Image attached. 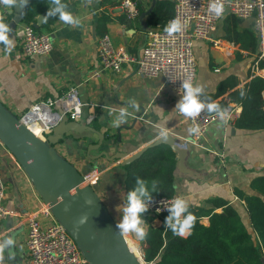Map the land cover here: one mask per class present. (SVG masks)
<instances>
[{
	"label": "crops",
	"instance_id": "0c3cea01",
	"mask_svg": "<svg viewBox=\"0 0 264 264\" xmlns=\"http://www.w3.org/2000/svg\"><path fill=\"white\" fill-rule=\"evenodd\" d=\"M65 1L66 10L80 23L69 25L61 21L58 14L46 16L47 13L41 12L44 16L39 29L51 31L53 37V48L48 54L25 55L15 31L9 36L13 40L12 50L9 52L0 47V100L19 115L37 100L61 95L74 86L84 102L93 103L85 107L84 114H94L93 119L98 126L86 119L84 122L101 132L103 139L97 132L86 129L80 133L64 134L54 146L57 153L82 174L97 170V175L88 184L117 223L122 217V210L117 211V208L127 196L126 170L121 157H111L119 151L126 152V155L134 154L149 147L163 134L170 133L180 143L187 144L185 163L190 169L183 173L176 167L175 194L187 198L189 203L207 206L211 198H224L237 207L242 220L251 226L245 200L237 192L259 194L253 182L264 177V127L250 129L239 126L238 119L230 124L216 119L204 136L195 141L193 134L187 131L191 127L189 120L178 111L173 112L184 93L178 94L165 84L162 75L141 77L133 62L125 63L119 72L103 70L100 74L94 73L99 67L97 39L100 35H97L95 26L103 8L101 0ZM4 8L0 5V13ZM7 9L12 12L13 8ZM109 10L112 14L124 11L121 4L109 6ZM236 19L239 30L247 28L255 32L254 51L243 49L240 42L224 36L225 17L218 22L214 32L223 40L222 45H213L207 40H197L194 45L198 63L194 85H202L203 93L213 95L209 102L218 104L222 99L227 102L229 97L237 99L230 95L234 89L242 87L255 75L264 77V67H260V63L257 69L253 68L258 42L254 18ZM140 20L139 24L135 22L130 27L116 20L108 23L107 32L113 43L128 48L134 55L140 53L150 28L147 15ZM227 76H235L238 83L219 91L221 81ZM121 110H126L127 115L117 126L115 122ZM170 150L165 144L155 147L156 153ZM0 177L7 183L5 204L14 210L0 226V240L5 239L9 232L17 231L13 255L10 257L6 249L2 264H24L27 257V216L38 210L45 200L5 144H0ZM153 216L150 220L144 218L146 228L150 223L159 225L162 222L160 216ZM42 220L47 221V216L43 214ZM125 235L128 242L135 239L141 243L134 234H128L133 239ZM137 242L134 244L139 246Z\"/></svg>",
	"mask_w": 264,
	"mask_h": 264
},
{
	"label": "built area",
	"instance_id": "2783aa9c",
	"mask_svg": "<svg viewBox=\"0 0 264 264\" xmlns=\"http://www.w3.org/2000/svg\"><path fill=\"white\" fill-rule=\"evenodd\" d=\"M173 2L174 14L168 20L167 26L150 27L138 55H134L126 47L116 46L108 32L100 35L97 39L99 67L94 73L100 74L103 70L119 72L125 63L133 62L136 65V72L141 77L162 75L165 84L178 94H183V82L190 80L194 84L197 79L195 42L207 40L213 45H222L223 40L215 36L214 32L218 22L229 14L239 18H254V27L259 40L253 68H258L260 60L264 58V0H220L224 5V13L220 17L210 11V5L215 0H173ZM121 5L129 15L136 14L134 1L124 0ZM2 13H9L8 9L4 8ZM175 20L180 21V31L169 35L165 29ZM15 33L23 53L27 56L48 54L53 48L51 31L40 30L34 23L23 22L16 27ZM87 105L91 106L93 103L84 102L78 89L72 86L61 95L37 100L17 116L30 129L33 124L38 125L40 135L31 130L38 137L47 140V136L62 119L63 114H67L69 119H86L90 122L94 114L85 116L84 109ZM222 110L227 112L223 122L233 123L241 114L242 102L229 97ZM216 119H220L216 113H209L206 110L195 119L189 118L191 127H198L200 130L198 134H193L194 140L199 141ZM0 144H4L1 139ZM96 175V169L87 172L84 174V183L91 182ZM6 189L7 183L0 177V226L3 220L14 212L5 204ZM177 196L173 194L154 197L146 213L158 216L169 213L167 207H170ZM43 214L47 216V221L42 220ZM27 219V257L24 264H89L88 258L68 228L53 214L51 203L44 201L38 210L28 214ZM140 260L142 264L147 262L143 258ZM149 263L155 264L154 261Z\"/></svg>",
	"mask_w": 264,
	"mask_h": 264
},
{
	"label": "trees",
	"instance_id": "16d2710c",
	"mask_svg": "<svg viewBox=\"0 0 264 264\" xmlns=\"http://www.w3.org/2000/svg\"><path fill=\"white\" fill-rule=\"evenodd\" d=\"M123 1L101 0L103 8L95 26L98 36L108 31V23L111 20L124 23L129 27L134 26L135 22L139 24L140 15L151 6L153 0H132L137 8L134 16L125 11L112 14L109 6L120 5ZM61 2L66 4L65 0H61ZM51 7L53 5L50 0H30L25 9L24 22L35 24L37 15L41 12L48 13ZM173 14L174 2L172 0H156L153 9L147 14V23L150 27L157 25L166 27ZM0 15L9 25L13 12L7 14L1 12ZM237 25L236 16L227 15L223 24L224 36L240 42L241 48L254 51L255 32L247 28L239 30ZM0 47L6 50L3 43H0ZM260 67H264V59L260 61ZM237 83L238 80L235 76H227L221 81L219 91H225ZM263 90L264 77L255 75L247 80L242 87L236 88L230 93L232 97L242 102V111L237 122L239 126L250 129L264 127ZM212 97L211 94L203 93L201 99L210 101ZM226 103L222 99L218 105L222 109ZM91 123L98 126L95 118L91 120ZM31 127L35 132L38 131L37 126L32 125ZM176 161V153L172 150L156 153L154 146L147 147L139 158L123 165L126 170V193L135 186L136 178L140 177L148 181L159 180L160 192L153 193V197L175 194L173 182ZM253 183L259 194H246L240 190L237 192L245 200L251 226L242 220L237 207L224 198L209 199V206L189 203V212L195 216V222L184 237L176 236L171 230L165 229L164 222L169 213L160 215L162 222L159 225L151 223L148 225V236L141 240L144 259L147 262L154 261L155 264H263L264 177L256 178ZM218 208L222 210L218 211ZM153 215L156 216V214L150 213L143 214L144 218L148 220L152 219ZM138 249L142 256L139 246Z\"/></svg>",
	"mask_w": 264,
	"mask_h": 264
},
{
	"label": "water",
	"instance_id": "95a60500",
	"mask_svg": "<svg viewBox=\"0 0 264 264\" xmlns=\"http://www.w3.org/2000/svg\"><path fill=\"white\" fill-rule=\"evenodd\" d=\"M155 2L153 0L151 6L140 15L141 19L151 12ZM25 9L20 11L13 7V16L9 21L11 32L24 21ZM43 16L41 13L36 26L41 23ZM86 129L97 132L103 139L102 133L84 122V119H69L67 114H63L47 140H43L0 100V139L25 168L42 198L52 204L53 214L68 228L89 264H142L130 248L125 234H119L117 222L100 196L90 184L84 183V174L55 149L54 144L64 134L80 133ZM162 144L169 146L177 154L176 167L183 173L189 172L185 163L187 144L180 143L172 134L165 133L150 146ZM145 149L147 147L131 155L119 151L111 158L121 157L122 164H127L139 158ZM86 200L90 202L86 203ZM83 217H86L85 222L80 225L79 220ZM16 232L11 231L4 238L14 239ZM262 262L264 264V256Z\"/></svg>",
	"mask_w": 264,
	"mask_h": 264
},
{
	"label": "clouds",
	"instance_id": "9594fccd",
	"mask_svg": "<svg viewBox=\"0 0 264 264\" xmlns=\"http://www.w3.org/2000/svg\"><path fill=\"white\" fill-rule=\"evenodd\" d=\"M50 2L53 7L48 10L46 16H55L58 14L59 19L66 24L78 25L80 23L78 18H75L71 12L66 10L67 5L62 3L61 0H50ZM28 3L29 0H0V5H3L5 8L15 7L20 11L26 8ZM210 11L214 12L217 17L222 16L224 13L223 3H221L220 0H215V2L210 5ZM180 28V21L175 20L165 31L169 35H172L180 31ZM10 32L11 28L4 22L3 16L0 15V43H3L6 50L9 52L13 48V40L9 38ZM182 87L184 89V94L175 105L173 112L178 111L186 119H195L202 111L206 110L209 113H216L221 121L225 120L227 112L222 110L217 103L201 99L203 94L202 85H194L190 80H185ZM241 95H243V93H241ZM126 115V110H121L115 122L117 126L124 122ZM187 131L191 135L198 134L200 130L198 127H189ZM158 192H160L159 180L153 179L148 181L140 177L136 178L135 186L127 192L126 200L117 208V211L122 210V217L117 223L119 234H134V236L140 240L147 238V222L143 214L149 210L150 204L153 202V193ZM88 202L90 201L86 200V203ZM167 209L169 215L165 218V229L171 230L176 236L184 237L195 222V216L189 212V200L185 197L177 196ZM85 219L86 217L81 218L79 224L82 225ZM14 244L15 241L11 237L0 240V264H2L4 259L6 249L9 251L10 257L13 255L12 248Z\"/></svg>",
	"mask_w": 264,
	"mask_h": 264
},
{
	"label": "rangeland",
	"instance_id": "374dc122",
	"mask_svg": "<svg viewBox=\"0 0 264 264\" xmlns=\"http://www.w3.org/2000/svg\"><path fill=\"white\" fill-rule=\"evenodd\" d=\"M7 148H8V147H7ZM8 149H9V148H8ZM127 236H128V234H127ZM128 238H129V239H133V238H131V237H129V236H128ZM134 241L137 242V240H135V239H134ZM134 241H133V240H129V242H130V246H131V248H132L135 252H137V254L140 255V252H139L138 246H136V245L134 244ZM137 243H138V242H137ZM138 245H139V247L141 248V251H142V256H141V257L144 259V256H143V249H142V244L139 242ZM142 258H141V259H142ZM143 264H152V263L145 262V263H143Z\"/></svg>",
	"mask_w": 264,
	"mask_h": 264
},
{
	"label": "bare ground",
	"instance_id": "6f19581e",
	"mask_svg": "<svg viewBox=\"0 0 264 264\" xmlns=\"http://www.w3.org/2000/svg\"><path fill=\"white\" fill-rule=\"evenodd\" d=\"M132 5H133V4L131 3V6H132ZM33 125H35V126L38 127V131L35 132V131L32 129V127H31V129H32L36 134L40 135V132H39V126L36 125V124H33ZM125 236H126V235H125ZM126 239H127V237H126ZM127 242H128V239H127ZM128 244H129V242H128ZM129 246H130V244H129ZM130 248H131V246H130ZM131 249H132V248H131ZM132 251L135 253V255H136L137 257H139L140 259L142 258L141 255L137 254V252H135L133 249H132Z\"/></svg>",
	"mask_w": 264,
	"mask_h": 264
}]
</instances>
